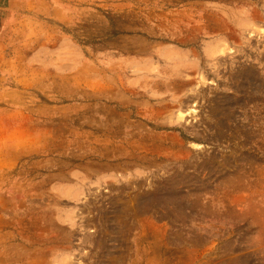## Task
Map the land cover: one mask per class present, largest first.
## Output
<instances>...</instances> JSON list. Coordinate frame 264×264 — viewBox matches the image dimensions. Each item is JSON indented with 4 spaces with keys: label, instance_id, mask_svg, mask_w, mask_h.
Returning a JSON list of instances; mask_svg holds the SVG:
<instances>
[{
    "label": "rangeland",
    "instance_id": "374dc122",
    "mask_svg": "<svg viewBox=\"0 0 264 264\" xmlns=\"http://www.w3.org/2000/svg\"><path fill=\"white\" fill-rule=\"evenodd\" d=\"M0 264H264V0H0Z\"/></svg>",
    "mask_w": 264,
    "mask_h": 264
},
{
    "label": "bare ground",
    "instance_id": "6f19581e",
    "mask_svg": "<svg viewBox=\"0 0 264 264\" xmlns=\"http://www.w3.org/2000/svg\"><path fill=\"white\" fill-rule=\"evenodd\" d=\"M230 50V49H229Z\"/></svg>",
    "mask_w": 264,
    "mask_h": 264
}]
</instances>
